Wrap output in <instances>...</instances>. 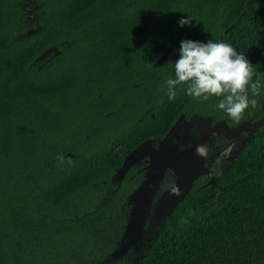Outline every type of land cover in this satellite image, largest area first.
<instances>
[{
    "label": "trees",
    "instance_id": "1",
    "mask_svg": "<svg viewBox=\"0 0 264 264\" xmlns=\"http://www.w3.org/2000/svg\"><path fill=\"white\" fill-rule=\"evenodd\" d=\"M26 2L37 5L40 28L20 36ZM187 13L192 22L178 26ZM181 28L187 38L233 44L264 79V0H0V264L106 262L126 221L125 195L140 175L95 209L101 198L77 194L110 171L98 160L105 157L98 171L88 157L64 153H75L84 115L118 75L144 63L139 53L147 72L171 75L152 62ZM52 45L59 55L32 64ZM200 184L136 263L114 264H264V126L219 185Z\"/></svg>",
    "mask_w": 264,
    "mask_h": 264
},
{
    "label": "flooded vegetation",
    "instance_id": "2",
    "mask_svg": "<svg viewBox=\"0 0 264 264\" xmlns=\"http://www.w3.org/2000/svg\"><path fill=\"white\" fill-rule=\"evenodd\" d=\"M20 19L23 26L20 36H22V33L26 29L39 25L37 24L39 19L37 9L31 10L29 15L25 11L21 14ZM226 30L227 28L225 31ZM176 37V40L172 41L171 44L162 47V52L153 59V65H164L168 72H172L171 61L177 57L178 51L174 53L172 59L168 62L156 64L155 61L168 48L178 49L179 40L187 38L188 31L185 28H181L179 35ZM205 39L207 38H204L203 40ZM62 44L63 46L67 45L68 41L63 40L60 42V45ZM55 46L58 48V53L48 54L45 58L39 60L40 63L37 61L38 65H43L45 62L46 64L50 63L52 59L61 53V49L57 45ZM122 56L123 55H120L119 57ZM138 56L142 58L144 63H142L137 69L133 70V67L127 69L123 76L118 75V79L113 81L110 85V90L107 91V98H100L99 102L95 104L93 110L84 115V128H81V130L83 131L85 138H83L78 146L71 148L75 153H71V151H66L64 153V156L68 155L71 157L86 156L88 157L87 159L93 160V166L95 167H98V157H102L103 155L105 157L103 158L104 160L102 158L98 160L103 163L105 169L110 170L103 176L93 179L84 187L79 188L77 198H94L93 196H95L97 199H100L107 191H113V198L123 181L131 179L137 174L140 175V180L143 172L142 167L146 162L133 165L125 173L119 184H113L112 175L115 168L121 164L125 155L130 153L138 143L149 138L163 136L175 119L181 114L187 119L193 114L202 116L210 115L215 119H224L229 126L241 125L244 122L252 123L264 114L260 107V99L262 96H259L256 106L246 109L239 121H232L220 110L215 109V97L209 98L208 100L192 98L189 95L184 94V84H181L178 87V94L172 100H168L163 87L164 76L161 77L155 71L147 72L145 69V55L139 53ZM60 58H62L61 61L65 63V55L61 54ZM37 62L35 64H37ZM119 64L121 65V63ZM63 66H65V64ZM171 74H173V72ZM97 95L100 97L101 93L98 92ZM137 126H139V128H136ZM263 126L264 124L260 125L256 130L251 124H248L238 135L229 139L223 136H215L212 144L208 147V155L204 157V164L211 171V176H217L220 171L224 170L226 166H229L235 156ZM247 136H249V139L246 140L241 149H238ZM133 143L135 144L132 146ZM237 150L238 152L235 154L234 151ZM116 157L120 158V162L119 164L114 165L113 162ZM100 170L101 169L99 168L98 171ZM211 176L208 174H201L195 181L198 180L201 183L200 185L204 186ZM171 180V177L165 175L163 179L164 185L162 187L166 186ZM133 188H131L128 193ZM127 194L125 196H127ZM120 259L128 260L125 257ZM120 259L115 261L105 260V263L95 259L88 262L86 261L85 264H114Z\"/></svg>",
    "mask_w": 264,
    "mask_h": 264
},
{
    "label": "water",
    "instance_id": "3",
    "mask_svg": "<svg viewBox=\"0 0 264 264\" xmlns=\"http://www.w3.org/2000/svg\"><path fill=\"white\" fill-rule=\"evenodd\" d=\"M36 7L37 5L31 8L29 2L23 5V9L28 15ZM39 28L40 26L37 25L26 29L22 36H28ZM177 51L178 49L168 48L156 59L155 63L168 62ZM51 53H58V48L55 45L43 50L32 61V64ZM260 107L264 112V96L260 99ZM248 124L257 130L260 125L264 124V114L252 123L244 122L237 126H229L224 119H215L210 115L193 114L187 119L181 114L163 136L146 139L125 155L121 164L114 170L113 184H119L133 165L143 162L146 164L142 167V178L124 199V204L129 206L124 228L116 245L105 260L115 261L125 257L132 263H136L178 204L188 195L194 181L201 174L211 176V171L204 164V157L197 155L194 151L195 145L205 143L209 147L215 136L229 139L238 135ZM248 139L249 136L242 141L238 149H241ZM237 152L238 150L234 151L235 154ZM227 168L228 166L217 176H211L206 185L218 184L220 175ZM165 175L171 177L172 180L162 187ZM173 182L178 188L177 193L168 190ZM112 194L113 191H107L95 209L109 202L112 199Z\"/></svg>",
    "mask_w": 264,
    "mask_h": 264
},
{
    "label": "clouds",
    "instance_id": "4",
    "mask_svg": "<svg viewBox=\"0 0 264 264\" xmlns=\"http://www.w3.org/2000/svg\"><path fill=\"white\" fill-rule=\"evenodd\" d=\"M192 18L188 13L182 15L177 25L190 24ZM171 67L173 74L163 77L168 100H172L178 94V87L184 84V94L192 98L215 97V109L232 121H239L246 109L256 106L257 96L264 89V79L245 53L222 39H180L178 55L171 61ZM194 151L206 157L209 148L205 143H198ZM168 190L178 192L174 182Z\"/></svg>",
    "mask_w": 264,
    "mask_h": 264
}]
</instances>
